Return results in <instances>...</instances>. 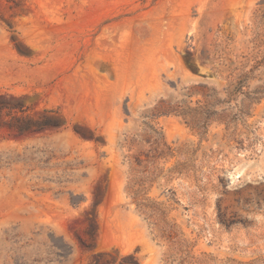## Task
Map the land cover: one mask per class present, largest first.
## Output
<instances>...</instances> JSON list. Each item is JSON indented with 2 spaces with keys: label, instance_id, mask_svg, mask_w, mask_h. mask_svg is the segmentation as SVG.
<instances>
[{
  "label": "rangeland",
  "instance_id": "rangeland-1",
  "mask_svg": "<svg viewBox=\"0 0 264 264\" xmlns=\"http://www.w3.org/2000/svg\"><path fill=\"white\" fill-rule=\"evenodd\" d=\"M0 264H264V0H0Z\"/></svg>",
  "mask_w": 264,
  "mask_h": 264
}]
</instances>
